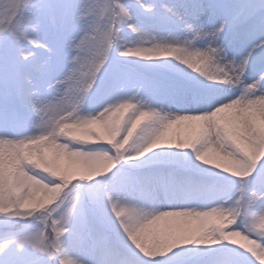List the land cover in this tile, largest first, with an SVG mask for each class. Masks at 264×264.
Wrapping results in <instances>:
<instances>
[{"label":"snow or ice","instance_id":"obj_1","mask_svg":"<svg viewBox=\"0 0 264 264\" xmlns=\"http://www.w3.org/2000/svg\"><path fill=\"white\" fill-rule=\"evenodd\" d=\"M0 264H264V0H0Z\"/></svg>","mask_w":264,"mask_h":264}]
</instances>
